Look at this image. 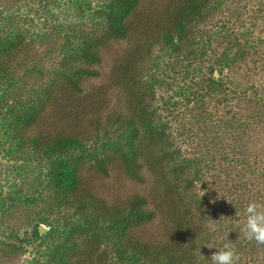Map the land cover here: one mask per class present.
<instances>
[{
    "label": "rangeland",
    "instance_id": "rangeland-1",
    "mask_svg": "<svg viewBox=\"0 0 264 264\" xmlns=\"http://www.w3.org/2000/svg\"><path fill=\"white\" fill-rule=\"evenodd\" d=\"M113 2L0 0V264H55L65 238L83 241L78 232L101 242L104 264H157L116 253L110 225H90L99 217L66 200L56 174L68 160H79L84 199L124 210L134 196L146 199L155 215L134 230L143 242L174 249L187 234L209 235L195 264H211L226 245L238 264H264V245L239 235L247 204H264V0H207L177 44L165 20L189 11L184 0H141L126 38L107 35ZM84 38L104 41L95 63L79 56ZM78 66L98 73L80 75ZM140 111L168 134L164 147L178 151L184 173L159 166L156 136L135 121ZM31 113L35 125L23 129ZM20 131L73 135L78 147L41 152ZM135 152L139 180L123 167V154ZM155 160L151 169L146 161Z\"/></svg>",
    "mask_w": 264,
    "mask_h": 264
},
{
    "label": "trees",
    "instance_id": "trees-1",
    "mask_svg": "<svg viewBox=\"0 0 264 264\" xmlns=\"http://www.w3.org/2000/svg\"><path fill=\"white\" fill-rule=\"evenodd\" d=\"M141 0H114L109 9L105 14L106 22V32L107 35L113 38H126L130 31L133 30L131 26V18L136 9L139 7ZM207 2V0H205ZM206 2L202 0H184L183 10L188 9V12H182L178 14L174 12V19L176 24L167 22V26H174L172 30V35L168 36L173 44L178 42H183L186 37L188 29L186 25L191 21L194 11L200 7H205ZM172 10H170L171 12ZM197 13V11H196ZM104 42V41H103ZM102 40H95L90 42L87 39H83L79 46V56L84 61L88 63H95L99 60L98 52L103 44ZM26 46H19V51H24ZM17 50V48H16ZM15 50V51H16ZM19 51L13 53V57L19 53ZM7 56V53H6ZM74 71L80 73L83 76H96L97 71L83 68L81 66L75 67ZM71 86L78 88L79 86L75 79H68ZM36 113H31L20 119V122L25 121L23 129L30 130L35 125ZM124 120V119H122ZM135 121L140 122L141 125H149L148 116H146L143 111H140L139 115H136ZM131 124L133 121L128 120ZM149 133L155 135L153 140H156L157 144L155 151L159 154L160 158L157 159V163L162 165V167H169L176 174L184 173L185 162L183 158H177L176 154L178 151H169L164 145H168V134L163 131H157L152 127H148ZM155 128V127H154ZM17 139L21 140L22 143L30 141L31 145L39 149L41 152L57 153L59 148H65L66 150L78 147V141L73 135H62L59 138H53L52 140H37L30 139L29 136L20 131L17 135ZM23 139V140H22ZM155 142V143H156ZM136 152L132 155L123 154V167L133 178L139 180L138 176V165L135 161ZM147 165L152 169V164L155 162L146 161ZM97 169L103 174L107 173V169L103 163L96 164ZM183 170V171H182ZM79 160L72 162L70 160L65 161L60 165V168L56 174V188L64 195L70 197L71 201L66 198L70 203H74V206L84 213L83 210L89 209L98 219L91 220L90 225L96 227L101 223L109 224L108 230L110 235L115 239V251L118 254L127 255L130 257H136L137 259H142L157 264H195L196 256L195 253L200 249V247L208 241L209 235L204 238H197L196 235H188L187 238L182 240L183 244H178L174 249L169 248L166 245L163 247H155L150 243L147 244L135 236L134 230L139 225L144 222L151 220L155 211L152 209L144 208L143 205L146 204V199L141 196H134L128 204V210L110 208L101 201L98 197H93L88 195V200L84 197L88 194L81 192V187L79 184ZM153 171H155L153 169ZM178 174V175H179ZM90 201V202H89ZM85 218H87L85 216ZM77 236L82 237V242L77 243L74 236H68L65 238L61 245L55 250V264H104L103 257L100 256L102 251L104 252V247L101 242L97 241L95 236L90 238H85V232H78ZM197 244L193 245V241ZM102 245V246H101ZM190 251V252H189ZM194 251V252H193ZM100 256V257H99Z\"/></svg>",
    "mask_w": 264,
    "mask_h": 264
},
{
    "label": "clouds",
    "instance_id": "clouds-1",
    "mask_svg": "<svg viewBox=\"0 0 264 264\" xmlns=\"http://www.w3.org/2000/svg\"><path fill=\"white\" fill-rule=\"evenodd\" d=\"M196 187L199 189L197 195L201 198L205 194V190L201 189V184L196 185ZM210 230L214 231L211 228ZM239 235H243L248 241H254L257 245H264V204L256 201H250L247 204L245 220L240 226ZM210 259L211 264H238L239 254L234 248L226 245L224 248L213 252Z\"/></svg>",
    "mask_w": 264,
    "mask_h": 264
},
{
    "label": "water",
    "instance_id": "water-1",
    "mask_svg": "<svg viewBox=\"0 0 264 264\" xmlns=\"http://www.w3.org/2000/svg\"><path fill=\"white\" fill-rule=\"evenodd\" d=\"M39 231H40V232H42V231H43V229H42V228H39Z\"/></svg>",
    "mask_w": 264,
    "mask_h": 264
}]
</instances>
